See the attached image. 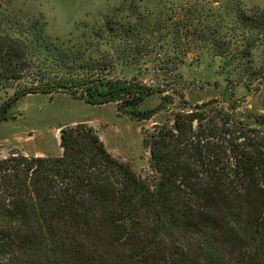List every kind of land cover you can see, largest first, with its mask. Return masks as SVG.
<instances>
[{
	"label": "trees",
	"instance_id": "obj_1",
	"mask_svg": "<svg viewBox=\"0 0 264 264\" xmlns=\"http://www.w3.org/2000/svg\"><path fill=\"white\" fill-rule=\"evenodd\" d=\"M139 1L63 38L40 10L0 0V122L33 93L115 102L136 120L172 109L144 138L148 179L84 121L60 126L59 155L0 156V264H264V9ZM191 52L218 58L225 99L177 89ZM237 87L260 108L238 111Z\"/></svg>",
	"mask_w": 264,
	"mask_h": 264
},
{
	"label": "rangeland",
	"instance_id": "obj_2",
	"mask_svg": "<svg viewBox=\"0 0 264 264\" xmlns=\"http://www.w3.org/2000/svg\"><path fill=\"white\" fill-rule=\"evenodd\" d=\"M19 1L40 10L47 19L50 30L66 38L69 33L76 35L79 32L76 22L85 21L89 24L98 14L111 12L124 1L130 0ZM150 1L142 0L138 4L148 7ZM245 3L247 6L255 5L264 9V0H245ZM145 65V76L149 80L151 76L148 69L152 65L147 62ZM219 65L218 58L191 52L178 66L182 79L174 83L192 103L210 99L223 100L226 98V81L225 76L219 73ZM160 95L155 93L146 98L140 107L156 105ZM235 97L239 105L238 111L247 113L249 110H258L261 106L259 96L242 87L235 89ZM171 113L172 109L169 108L159 111L149 119L136 120L120 113L115 102L88 104L64 93L51 96L41 93L27 94L12 104L8 112L9 119L0 122V156L15 150L29 155H59L60 126L84 121L96 130L113 156L127 163L141 178L148 179L154 172L150 166L149 151L144 138L148 137L153 124L170 121Z\"/></svg>",
	"mask_w": 264,
	"mask_h": 264
}]
</instances>
